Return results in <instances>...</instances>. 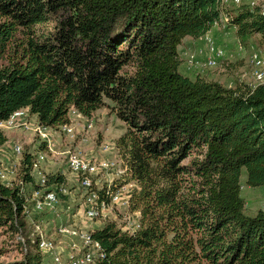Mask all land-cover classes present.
Listing matches in <instances>:
<instances>
[{
	"label": "trees",
	"instance_id": "obj_1",
	"mask_svg": "<svg viewBox=\"0 0 264 264\" xmlns=\"http://www.w3.org/2000/svg\"><path fill=\"white\" fill-rule=\"evenodd\" d=\"M221 16L239 45L257 37L264 46V9L243 2L0 0V122L27 109L52 130L68 111L89 118L107 100L125 125L114 148L137 186L128 207L140 227L89 231L103 252L96 264H264V210L245 216L239 195L241 169L245 186L264 187V85L226 88L177 71L182 40L201 38ZM35 156L20 150L21 185L0 182V235L27 233L25 242V200L40 189ZM43 175L46 186L67 184L59 172ZM44 214L55 215L29 213L43 232ZM28 248L16 264L44 255L50 264Z\"/></svg>",
	"mask_w": 264,
	"mask_h": 264
},
{
	"label": "rangeland",
	"instance_id": "obj_2",
	"mask_svg": "<svg viewBox=\"0 0 264 264\" xmlns=\"http://www.w3.org/2000/svg\"><path fill=\"white\" fill-rule=\"evenodd\" d=\"M251 1L254 3V6L264 4V0H241L243 3ZM50 28L51 24H42L37 27V32L49 31ZM204 36L210 37L215 43V46L222 49L223 59L212 69H207L198 64L189 65L186 62L188 55L194 52L195 49L203 47V43L202 38L195 40L188 39L178 48V73L188 78H193L196 75L205 81L216 82L226 88L235 87L237 85L253 86L255 81L251 76V53L248 48L250 45L242 47L241 51L238 50V43L234 37L233 29L227 28L225 22L213 26L203 37ZM250 41L253 47L260 50L259 56L263 61L262 68L264 72V46L258 45L257 37L252 38ZM110 106V103L104 100L103 107L96 110L89 118L82 117L73 110L68 111L67 125L73 129L72 137L63 134L59 135L56 128L48 133V142L41 141L39 136L31 132H25L19 129L0 128V130L3 129L2 133L6 137V142L0 146V170L7 169V171L10 172V175L6 174L9 177V182L7 181L8 186L16 185L15 175L20 159L19 156L12 151L14 145L19 146L21 151H30L35 155L38 153L42 154L44 156V161L40 167L43 172H59L65 177L67 184L65 185L66 194L64 196V202L57 205L56 214L53 217L46 216V214L40 217L42 225H44L43 233H46V237L48 235L47 238L59 242L58 245L61 247L70 244V242H75L77 245L78 243L71 239L70 241L65 237L63 238V236H59L55 232L53 233V229L59 224L75 225L77 223L76 225L79 226L81 230L91 231L106 222L115 221L117 228L122 229L123 221L126 217L134 213L140 214L137 210L131 211L129 207L127 210H122L112 206L105 209L102 212V216L95 220L85 219L83 211L80 208L81 199L77 192H75V188L71 183V176L66 170L65 157L62 153L68 150H74L80 153L81 156L89 159L104 158L114 160L118 162L117 165L119 166L121 161L118 158L114 145L115 141L123 135L125 125L117 120L110 112ZM86 124H89L90 127L87 128L85 126ZM103 148H105L104 151ZM123 167L124 165L121 164L120 169L123 170ZM97 178L103 185H105L108 180L107 177L102 174ZM120 180H123L121 182L131 185L130 191L137 190L136 184L129 179L128 175L122 176ZM244 181L245 171L241 169L239 177V195L244 203L243 214L245 216H252L257 210H264V187L250 188L245 186ZM114 183H116V181H114ZM27 229H29L30 235L32 231L31 226L29 227V225H27L26 230ZM20 237L23 239V244L19 240ZM25 238H27V233L24 236L20 233L15 235L9 233L0 235V264H16L23 261L26 254L33 252L32 249L29 250L28 242H25ZM40 264H48L47 255L43 256Z\"/></svg>",
	"mask_w": 264,
	"mask_h": 264
},
{
	"label": "built area",
	"instance_id": "obj_3",
	"mask_svg": "<svg viewBox=\"0 0 264 264\" xmlns=\"http://www.w3.org/2000/svg\"><path fill=\"white\" fill-rule=\"evenodd\" d=\"M221 5L233 4L239 5L241 0H219ZM251 9L254 3L246 2ZM261 10L264 9V4L259 5ZM225 22V17L221 16L218 22H215L213 26L219 23ZM203 47L195 49L194 52L188 55L187 63L189 65L198 64L206 67L207 69L215 68L219 61L223 59L222 49L215 46L213 40L208 36H202ZM251 53L250 63L252 65L251 76L255 81L251 88L257 85H264V72L263 61L261 60L259 53L253 46H249ZM238 50H242V46L238 44ZM27 109H20L13 112L6 121L0 122V128L3 129H19L25 132H31L41 139L43 142H48V133L51 131L48 128L38 125L34 121L28 119ZM87 128L89 124L85 125ZM2 129V130H3ZM59 135H65L72 137L73 129L69 125H62L57 127ZM20 147L14 145L12 151L20 156ZM105 148H103V151ZM65 157V165L67 173L71 176V183L74 187H77L80 192L81 209L83 216L87 220H95L102 216V212L108 207H115L117 209L127 210L130 186L120 180L122 176L126 175V169H120L122 164L120 161L119 166L117 161L99 158L89 159L81 156L80 153L72 151H65L62 153ZM44 161V156L38 153L35 159L31 163V173L38 180V187L40 189L33 190L27 200L31 203V212H50L56 214L57 205L64 202V196L66 194V188L61 185L52 184L46 186V179L41 169V164ZM122 168V167H121ZM10 172L7 169L0 170V182L5 186H8V175ZM100 174L107 177L105 185L97 178ZM10 175V174H9ZM116 181V183H114ZM9 182V181H8ZM16 184L21 185V182L16 180ZM107 197V201L104 199ZM27 207H24L23 214L26 216L28 223L30 224L32 231L29 235V243L37 248L42 253L49 255L50 264H96L103 258V252L98 242L90 237L89 231H83L76 224L71 225H59L55 229L57 235L63 236V238L71 239L75 242H70L64 246H59L56 240L47 238L42 228L36 224L29 216ZM140 227L139 215L134 213L129 217H126L123 221L121 231H126L129 234H133ZM19 236V235H18ZM23 244V239L19 238ZM70 240V241H71ZM25 251V250H24Z\"/></svg>",
	"mask_w": 264,
	"mask_h": 264
},
{
	"label": "crops",
	"instance_id": "obj_4",
	"mask_svg": "<svg viewBox=\"0 0 264 264\" xmlns=\"http://www.w3.org/2000/svg\"><path fill=\"white\" fill-rule=\"evenodd\" d=\"M188 39H189V38H184V39L182 40V43H183V42H186ZM182 43H181V45H182Z\"/></svg>",
	"mask_w": 264,
	"mask_h": 264
},
{
	"label": "bare ground",
	"instance_id": "obj_5",
	"mask_svg": "<svg viewBox=\"0 0 264 264\" xmlns=\"http://www.w3.org/2000/svg\"><path fill=\"white\" fill-rule=\"evenodd\" d=\"M241 4V3H240Z\"/></svg>",
	"mask_w": 264,
	"mask_h": 264
}]
</instances>
